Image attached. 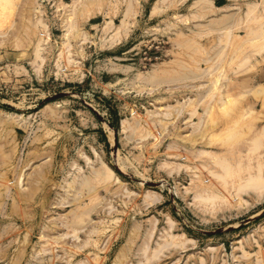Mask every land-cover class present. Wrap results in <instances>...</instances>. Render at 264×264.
Here are the masks:
<instances>
[{
    "label": "rangeland",
    "instance_id": "374dc122",
    "mask_svg": "<svg viewBox=\"0 0 264 264\" xmlns=\"http://www.w3.org/2000/svg\"><path fill=\"white\" fill-rule=\"evenodd\" d=\"M230 1L0 0V264H264V0Z\"/></svg>",
    "mask_w": 264,
    "mask_h": 264
},
{
    "label": "crops",
    "instance_id": "0c3cea01",
    "mask_svg": "<svg viewBox=\"0 0 264 264\" xmlns=\"http://www.w3.org/2000/svg\"><path fill=\"white\" fill-rule=\"evenodd\" d=\"M235 8H237L235 2L233 1H230V0H227V2L221 7V9H225L224 12H228V13H232L233 15L237 14L236 11L233 13V11L231 10H234Z\"/></svg>",
    "mask_w": 264,
    "mask_h": 264
},
{
    "label": "bare ground",
    "instance_id": "6f19581e",
    "mask_svg": "<svg viewBox=\"0 0 264 264\" xmlns=\"http://www.w3.org/2000/svg\"><path fill=\"white\" fill-rule=\"evenodd\" d=\"M223 10V9H222ZM112 24V23H111ZM264 88V87H263ZM261 92H262V88H261ZM203 154V153H202ZM111 173H113V172H111ZM119 179V178H118ZM116 180V179H115ZM117 181V180H116ZM15 197V196H14Z\"/></svg>",
    "mask_w": 264,
    "mask_h": 264
}]
</instances>
